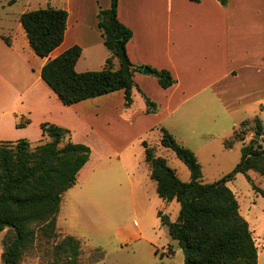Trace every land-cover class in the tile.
<instances>
[{"label": "crops", "instance_id": "1", "mask_svg": "<svg viewBox=\"0 0 264 264\" xmlns=\"http://www.w3.org/2000/svg\"><path fill=\"white\" fill-rule=\"evenodd\" d=\"M59 2L53 8L68 11L67 31L63 44L49 58L33 52L21 23L18 31L10 25L21 15L8 12L3 16V35L11 45L0 34V142L27 140L36 147L47 141L43 124L70 130L74 143L91 148V158L75 187L105 178L108 169L120 168L135 204V170L146 165L151 178L143 142L159 149L161 145L152 138L161 135V127L189 146L187 140L193 135L204 137L200 124L211 112L225 111L229 117L246 112L248 104L242 101L250 103L257 90L255 103L264 106V0H230L226 7L218 0H119V20L133 32L127 45L132 63L167 70L177 81L163 89L153 74L137 73L135 81L142 93L134 91L130 107L124 91L65 106L44 82L46 63L74 46L83 50L76 65L79 73L101 71L111 57L98 14L112 0ZM144 95L158 104V112L147 114ZM230 131L231 127L222 136ZM63 204L64 198L58 227L62 216L69 218ZM173 252L167 250L176 264H184L183 250L178 246ZM104 257L105 253L97 264Z\"/></svg>", "mask_w": 264, "mask_h": 264}, {"label": "trees", "instance_id": "2", "mask_svg": "<svg viewBox=\"0 0 264 264\" xmlns=\"http://www.w3.org/2000/svg\"><path fill=\"white\" fill-rule=\"evenodd\" d=\"M18 1L11 0L9 6ZM218 1L224 7L230 2ZM118 10L119 0H112L111 6L101 8L98 14L99 28L111 53L103 70L77 72L76 65L83 53L79 46L49 60L43 67L42 79L65 106L124 91L126 105L130 107L134 91L141 92L135 75L143 72L144 67L136 66L129 58L127 45L133 32L119 20ZM68 18V11L53 7L21 15L20 23L38 57L49 58L63 44ZM1 38L11 45L8 38ZM152 72L163 89L177 82L167 70ZM144 98L147 114L159 111L156 102L145 95ZM42 130L47 141L36 147L27 140L0 142V234L8 233L3 240V264H22L38 239L53 244L54 260L46 264H81L79 239L68 235L57 241L58 217L65 194L77 185L81 170L91 158V148L74 143L70 130L63 127L46 123ZM253 130L260 139L244 143L247 133ZM160 131L161 147L174 152L191 172V180L182 181L168 160L158 155V147L143 142L145 161L151 179L157 184V194L167 203L177 201L181 205L175 222L163 213L159 216L183 250L184 264H259V250L250 224L241 214L240 203L229 183L243 174L264 197V190L249 176L254 171L264 179L262 119L257 116L243 121L224 141L225 149L243 142L241 161L213 183L204 182L202 164L190 148L178 142L167 128L161 127Z\"/></svg>", "mask_w": 264, "mask_h": 264}, {"label": "rangeland", "instance_id": "3", "mask_svg": "<svg viewBox=\"0 0 264 264\" xmlns=\"http://www.w3.org/2000/svg\"><path fill=\"white\" fill-rule=\"evenodd\" d=\"M10 1L0 0L2 36L6 32L3 27L5 20L3 16L8 12L17 16L28 11L60 5L59 0H20L9 6ZM10 25L18 31L20 20L15 17ZM258 93L257 90L256 97ZM256 97H251L250 103L242 101V104H248L247 111H240L232 117H229L225 111L211 112L209 119L200 124L204 137H199L198 133L187 140L189 146L186 147L196 154L202 164L205 183L222 179L241 161L243 142L236 144L233 149H225L223 146V142L232 136L235 127L257 116L264 124L262 113L264 106L260 108L255 103ZM229 127H231L229 134L222 136ZM256 136L254 130L248 132L244 143L248 144L251 139H256ZM160 137L159 134L153 137L152 141L160 144ZM262 144L264 145V135ZM158 155L168 160L169 166L177 171L182 181L191 180L189 168L174 152L159 147ZM134 173L137 198L135 204L129 198L130 186L124 182L123 169L120 168L108 169L105 178L80 184L65 194L63 210L68 213L69 218L61 217L57 241L68 236L69 231L78 237L82 242L81 264H97L104 253L105 257L99 264H176L167 250L169 249V253L172 254L179 244L171 238L169 228L163 225L159 215L163 213L175 222L180 215L181 205L177 201L167 203L158 196L157 184L150 178L146 165L135 170ZM249 176L264 190L262 177L254 171H250ZM229 186L240 203L241 214L250 224L259 250V264H264V197L253 189L243 174L238 175ZM7 234L4 232L0 235V251L3 249L2 243ZM53 260L52 241L47 243L38 239L35 247L25 255L22 264H46Z\"/></svg>", "mask_w": 264, "mask_h": 264}, {"label": "water", "instance_id": "4", "mask_svg": "<svg viewBox=\"0 0 264 264\" xmlns=\"http://www.w3.org/2000/svg\"><path fill=\"white\" fill-rule=\"evenodd\" d=\"M143 74L144 75H151L153 74L152 70L148 67H145L144 70H143ZM256 139L259 140V136H256Z\"/></svg>", "mask_w": 264, "mask_h": 264}]
</instances>
